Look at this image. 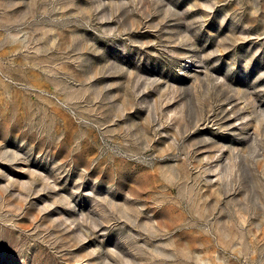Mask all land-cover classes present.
I'll use <instances>...</instances> for the list:
<instances>
[{
    "label": "rangeland",
    "instance_id": "374dc122",
    "mask_svg": "<svg viewBox=\"0 0 264 264\" xmlns=\"http://www.w3.org/2000/svg\"><path fill=\"white\" fill-rule=\"evenodd\" d=\"M0 264H264V0H0Z\"/></svg>",
    "mask_w": 264,
    "mask_h": 264
}]
</instances>
